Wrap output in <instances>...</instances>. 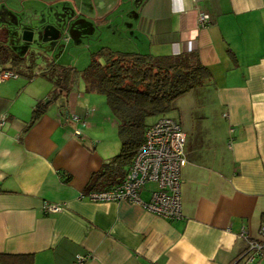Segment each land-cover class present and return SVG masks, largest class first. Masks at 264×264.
Segmentation results:
<instances>
[{
	"label": "crops",
	"instance_id": "0c3cea01",
	"mask_svg": "<svg viewBox=\"0 0 264 264\" xmlns=\"http://www.w3.org/2000/svg\"><path fill=\"white\" fill-rule=\"evenodd\" d=\"M18 1L30 4L8 0L5 11ZM90 1L80 14L120 31L111 49L194 50L210 70L166 114L186 135L182 216L87 199L91 174L113 154L94 136L102 122L84 82L47 102L48 79L0 62L17 73L0 80V264H233L264 226V0ZM40 100L47 104L28 125ZM45 201L62 209L46 213ZM76 254L88 257L77 263ZM240 264H264V252Z\"/></svg>",
	"mask_w": 264,
	"mask_h": 264
},
{
	"label": "trees",
	"instance_id": "16d2710c",
	"mask_svg": "<svg viewBox=\"0 0 264 264\" xmlns=\"http://www.w3.org/2000/svg\"><path fill=\"white\" fill-rule=\"evenodd\" d=\"M22 60V55L0 43V62L18 65ZM26 75L43 76L52 83L55 94L51 93L47 102L59 92L67 94L74 90L79 80L89 92L104 96L117 120L119 148L91 174L93 188H107L119 182L143 140L145 128L165 116L175 98L203 85L211 77L210 70L194 50L152 54L107 46L92 52L88 64L80 70L51 62L44 70L31 69ZM47 102L40 100L35 104L28 125L40 115ZM150 117L154 119L148 120Z\"/></svg>",
	"mask_w": 264,
	"mask_h": 264
},
{
	"label": "rangeland",
	"instance_id": "374dc122",
	"mask_svg": "<svg viewBox=\"0 0 264 264\" xmlns=\"http://www.w3.org/2000/svg\"><path fill=\"white\" fill-rule=\"evenodd\" d=\"M5 1L8 0H0V24H4L0 29L1 36L6 44L23 56V60L17 65L19 69L27 67L34 72L42 71L54 62L80 70L88 64L92 52L102 46L111 47L115 37L121 38L119 30L111 34L112 25H109L111 27L108 29L99 18H91L93 16L87 13L80 14L79 6L90 9V3L92 4L90 0H26L30 2L28 6H25V2L18 1L13 3L14 9L10 13L5 11L7 10ZM16 20H21L25 24L29 22L35 28L37 25L45 27L54 24L60 29L61 34L57 38L46 39L40 28V31L34 30L31 40L26 41L20 38L22 32L18 36L20 40H17L15 30L10 28ZM19 77L25 78L24 75ZM38 77L41 76H37V79ZM81 81H78L80 85ZM80 91L89 99V104L96 109L102 122L100 129L95 130L94 136L99 137L110 154H115L119 148L117 120L110 113L104 96L89 92L84 87H81ZM52 94L54 95L55 92ZM55 100L58 102V99ZM105 111H107V117ZM152 119L154 118H148V120Z\"/></svg>",
	"mask_w": 264,
	"mask_h": 264
},
{
	"label": "built area",
	"instance_id": "2783aa9c",
	"mask_svg": "<svg viewBox=\"0 0 264 264\" xmlns=\"http://www.w3.org/2000/svg\"><path fill=\"white\" fill-rule=\"evenodd\" d=\"M197 20L200 25L209 22L208 15L199 12ZM17 73L0 71V80L16 77ZM75 121L79 115H72ZM185 132L181 125L170 116H160L149 124L143 135L131 163L122 179L107 188H93L84 196L91 201L126 200L141 208L156 213L167 219L182 216L180 196V168L186 157L184 151ZM147 183H152L147 199L141 197ZM44 212H57L62 209L59 203L43 202ZM258 238L249 239L243 258L233 264L252 261L256 255L264 252V226L259 229ZM88 255L76 254L77 263H82Z\"/></svg>",
	"mask_w": 264,
	"mask_h": 264
},
{
	"label": "water",
	"instance_id": "95a60500",
	"mask_svg": "<svg viewBox=\"0 0 264 264\" xmlns=\"http://www.w3.org/2000/svg\"><path fill=\"white\" fill-rule=\"evenodd\" d=\"M10 28L15 30L17 40H20L18 36L20 35L21 32L22 33L20 35V38L26 41L31 40L33 37L34 30L36 29L37 31H40V28L42 29L41 32H43L44 35L46 36V39L57 38L61 34L60 29L54 24L46 25L45 27L44 25H41V26L37 25L35 28V27H32L29 22L28 24H25V22L21 20L20 21L16 20V22L12 24ZM52 32H57V33L54 35L52 34Z\"/></svg>",
	"mask_w": 264,
	"mask_h": 264
},
{
	"label": "flooded vegetation",
	"instance_id": "af4514ba",
	"mask_svg": "<svg viewBox=\"0 0 264 264\" xmlns=\"http://www.w3.org/2000/svg\"><path fill=\"white\" fill-rule=\"evenodd\" d=\"M56 33H57V32H52V34H54V35H55ZM2 44H3V43H2ZM4 45H9V44H6V43H5ZM9 46H10V45H9ZM10 47H11V46H10ZM11 49H12V48H11ZM12 50H13V49H12ZM13 52L16 53L14 50H13ZM16 54H17V53H16Z\"/></svg>",
	"mask_w": 264,
	"mask_h": 264
}]
</instances>
